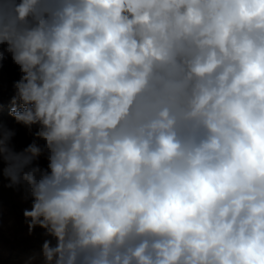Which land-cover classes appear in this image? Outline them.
Segmentation results:
<instances>
[{
  "label": "clouds",
  "instance_id": "clouds-1",
  "mask_svg": "<svg viewBox=\"0 0 264 264\" xmlns=\"http://www.w3.org/2000/svg\"><path fill=\"white\" fill-rule=\"evenodd\" d=\"M4 189L23 264H264V0H0Z\"/></svg>",
  "mask_w": 264,
  "mask_h": 264
},
{
  "label": "rangeland",
  "instance_id": "rangeland-1",
  "mask_svg": "<svg viewBox=\"0 0 264 264\" xmlns=\"http://www.w3.org/2000/svg\"><path fill=\"white\" fill-rule=\"evenodd\" d=\"M17 68L10 61L5 62L2 70L3 83V103L5 105L2 119L5 124L17 127L19 134L16 138L18 148H22L30 142V137L26 135L23 128L14 124L8 116V99L11 94V82L18 78ZM0 201L3 204V227L0 229V264H23V260L33 252H38L40 248V238H28L24 235L26 228L22 223L21 209L28 205L19 201V198L8 189L0 192Z\"/></svg>",
  "mask_w": 264,
  "mask_h": 264
}]
</instances>
